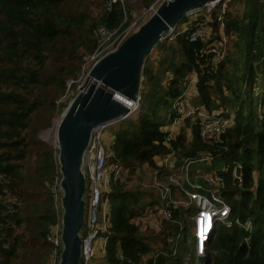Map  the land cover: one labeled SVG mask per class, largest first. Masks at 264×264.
<instances>
[{"label": "trees", "instance_id": "1", "mask_svg": "<svg viewBox=\"0 0 264 264\" xmlns=\"http://www.w3.org/2000/svg\"><path fill=\"white\" fill-rule=\"evenodd\" d=\"M105 3L0 0V264H46L49 258L47 238L61 216L49 188L59 173L57 151L38 134L67 109L69 103L59 101L67 82H76L84 59L97 49L98 28L110 32L128 27L125 5L108 12ZM180 23L153 48L157 56L150 57L152 51L146 56L137 111L109 128V163L123 166L128 174L112 182L103 196L109 206L104 264H264V0H220L209 15L188 21L182 17ZM198 27L209 30L207 41L190 40ZM224 40L225 56L215 62L208 49ZM192 74L197 79L192 104L231 120L218 141L205 142L199 125L189 126L186 119L190 141L182 133L172 142L180 147L174 156L191 162L189 169L204 156L211 158L205 163L218 159L225 164L210 175L221 180L217 195L229 217L215 223L208 254L199 261L193 246L184 252L174 245L177 238L186 242L191 237L194 206L171 207L170 221H163L159 232L144 233L133 220L152 204L144 200L152 192H142L140 182L127 188L144 164L157 180L175 174L158 168L154 159L170 154L164 143L169 132L161 128L178 119L172 107ZM169 189L172 202L187 201L177 187Z\"/></svg>", "mask_w": 264, "mask_h": 264}, {"label": "built area", "instance_id": "2", "mask_svg": "<svg viewBox=\"0 0 264 264\" xmlns=\"http://www.w3.org/2000/svg\"><path fill=\"white\" fill-rule=\"evenodd\" d=\"M171 0H157L153 5L148 8V11L144 13V15H152L156 12L158 7L164 3ZM125 0H106L105 7L108 12L112 11L114 6H121L124 10ZM216 2L208 3L204 6L191 9L184 13L183 18L188 20H193L200 15L207 16L209 15L211 9L216 5ZM135 25V23H134ZM187 28H184L186 30ZM176 30V26L169 28L168 32L163 36L162 40L165 36L171 35ZM131 33L130 28H126L123 30H112L108 32L104 27H99L97 30L98 39L106 38V42H109L108 48L112 47L116 44V47L106 53H103L104 50H99L102 48L101 45H98V49L91 56V61L95 64L99 59L103 56L113 52L116 50L122 42L129 37ZM119 35V36H118ZM118 36V38H117ZM209 37V30H202L201 27H198L195 31H193L190 35V40L195 41L197 39L207 41ZM105 42V43H106ZM213 54V59L218 62L224 57L223 52L218 51V47L216 45L210 46L208 49V54ZM197 81V79H196ZM195 81V82H196ZM124 98V97H123ZM122 99V97H121ZM129 103V106L125 107L127 109L126 118L132 114H134L138 109V100L136 102L125 98ZM173 111L178 114V119L184 121L186 119L190 120L193 123H197L200 129V137L205 142H209L210 140H214L219 138L221 134L225 132L230 127L231 120L228 118L222 117L219 112L207 113L202 107L193 105L189 102L187 98L178 99L173 107ZM117 123V122H116ZM115 123H109L102 126L97 127L92 134L89 145L85 150L84 159H83V174L85 178V192L83 196L84 204H85V214L83 220V226L81 232L79 234L81 240L80 246V259L79 264H92L94 259H97L96 256V247L98 244L105 243L104 234L107 233L109 222L107 219V213L104 212L103 204H106L103 196L108 192L109 187L112 182H116L117 180H121L128 174V170L120 165H112L109 163L108 158L110 157L108 146L103 140V136L105 131L109 129L111 125ZM173 124V123H172ZM170 132V131H168ZM211 160L210 157L204 156L197 162H209ZM155 165L160 169L168 170L170 172H174L175 174L168 176L167 181L169 185L164 188V196L161 198L160 203L166 204V207L160 212V216L163 220L168 221L170 219V208L173 207H184L183 202L171 201L168 198L169 194V186H174L179 189L180 192H183L187 199L186 204L184 205H193L195 209V215L192 219V227H191V237H192V246H193V254L194 258L197 261L201 260L208 254V250L206 249L207 243L209 241L210 235L214 229V225L216 222L226 221L229 217V208L223 203V201L218 197L217 190H213L209 192L210 199H207L205 196H201L199 194H193V191H188L184 185H189L183 182V186L178 179L180 176H186V171H189L190 163L187 160L178 161L177 158H174V154L170 153L164 157H156L154 159ZM178 166V168H177ZM180 169V170H176ZM188 169V170H187ZM59 173V171H58ZM179 176V177H178ZM189 176V175H187ZM186 176V177H187ZM213 177H217L216 175H210L208 183H213ZM218 178V177H217ZM61 175L60 173L56 176L52 182V185L49 188L50 195L54 202L62 198V190L60 188ZM219 184V183H218ZM190 187V185H189ZM191 188V187H190ZM162 201V202H161ZM57 204V203H56ZM181 204V206L179 205ZM195 204L198 205V208L195 207ZM175 205V206H172ZM203 205L205 206L203 208ZM61 206V203L60 205ZM167 206L169 211L167 210ZM210 211L212 214V220L207 219L206 227H204L202 232V219L204 212ZM61 219L59 222L51 227L49 236L47 238V243L50 247L49 253V264H57L59 261V255L62 250V242H61ZM250 223L248 222L245 225V230L249 231ZM104 246L101 247L100 252L104 254ZM185 260V259H184ZM188 262L190 261V257L187 256ZM185 262V263H188Z\"/></svg>", "mask_w": 264, "mask_h": 264}, {"label": "water", "instance_id": "3", "mask_svg": "<svg viewBox=\"0 0 264 264\" xmlns=\"http://www.w3.org/2000/svg\"><path fill=\"white\" fill-rule=\"evenodd\" d=\"M220 0H171L162 3L136 31L113 52L103 56L88 73L89 84L72 99L56 130L57 163L61 175V242L57 264H79L85 214V150L93 131L121 122L127 109L121 97L136 102L146 56L169 28L177 26L185 12Z\"/></svg>", "mask_w": 264, "mask_h": 264}, {"label": "rangeland", "instance_id": "4", "mask_svg": "<svg viewBox=\"0 0 264 264\" xmlns=\"http://www.w3.org/2000/svg\"><path fill=\"white\" fill-rule=\"evenodd\" d=\"M156 1L157 0H126L125 7H126L127 16L125 19V16L123 15V19H125L126 20L125 23L128 24L127 28H130V30H131L130 35L134 31H136L138 29V27L141 24H143L150 17V15H144V13L147 12L148 8L151 5H153ZM128 12H129V14H128ZM134 23H135V25H134ZM180 26H181V23L178 24V28ZM202 26L205 27V24L203 23ZM118 36H117V38H118ZM106 40L107 39L105 37L102 39H99V45L102 46V48H99V50H104V49L108 48L109 46H111V45H108L109 42H106ZM216 45L218 47V51L223 52L224 56H225L224 47L226 45V40H224V42H222L221 44L217 43ZM115 47H116V44H114L112 47L106 49L103 53H106V52L114 49ZM97 49H98V47H97ZM96 50H95V52H96ZM91 56L84 59L81 74L79 75L76 82H73V81L67 82L66 95L59 101V103H69L70 104V102L77 95V93H79L82 89H84V87L87 84H89L88 73H89L90 69L92 68V66L94 65V63L91 61ZM153 56H157L156 51L151 52L150 57H153ZM188 85H189V83H188ZM188 85H187V87H188ZM73 86L75 87L74 89H73ZM195 90H196V88H195ZM183 98H187L186 95L183 94ZM193 99H196V97H194ZM192 101L189 98V102L192 103ZM234 106H235L234 104H231V107L229 109L233 110ZM217 112H219V111H217ZM219 113H221V112H219ZM225 113H227V111ZM132 115H130V116H132ZM61 116H62V114L52 121V126L50 129L45 130V131H41L38 134V137L41 141H43L44 143H46L48 146L52 147L56 151H57L56 130H57L58 123L61 119ZM130 116H128V117H130ZM164 123H166V122H164ZM188 125L192 126L193 122L189 121ZM189 126H185L184 121L175 120L173 122V124L164 125L161 128L162 132L170 131L168 133V137H166V139L164 141V143L166 144V147L170 153H174V155H175L177 153V150H179L180 147L176 149L174 146H172V142L175 143L176 139L178 138V136L180 134L184 133L187 142L190 141L192 135L190 133ZM112 133H113L112 130L108 129L105 131V134L103 136V140L106 143V146H108V149H109V146L113 140ZM216 141H218V138H216L214 140H210V142H216ZM109 154H111V153H109ZM174 158H175V156H174ZM56 160H57V152H56ZM109 160H110V157L108 158V161ZM156 166H158V165H156ZM224 166H225L224 161L218 160V159H215V161L212 164H208L205 162H195L191 165V168L189 169L190 171H186V176L187 175H189V176L183 177V175H179L180 177L178 176L179 177L178 179L180 180V183L182 186H183V182H185L186 184L188 183L191 187V190H193V192H194L193 194H198L197 192L199 191L200 194L208 197L209 192H212L213 190H219V188L222 187L221 180L217 177L212 178L213 183L207 182V180H209V178H210V174H212L215 169L220 170V171L223 170ZM175 169L177 171L180 170L177 168H175ZM154 177H155V172H153L151 170V168L148 167L147 164H144L143 167L140 170H138L133 175V177H130L129 181H127L128 182L127 188H129V189H134V186L140 182L138 185H140V190L142 192L147 193L149 195L152 192V197L149 200L144 199L146 204H149V202L152 204H150L149 206L146 207L145 213H143L142 216H139L138 218L133 220L134 224H136L139 227V229L144 233L146 231L147 232L148 231L159 232V229L163 224L162 222L165 221L161 218L160 212L166 207V204L160 203V200H162L161 198L164 196V190L163 189L166 188L169 185V183H168V181L157 180ZM255 177H256V174H255ZM201 180L207 182L206 186L199 184V182ZM200 187H202V188H200ZM178 196H179V194L177 195V197ZM177 202H183V204H182L184 206L183 208H189L190 207L189 205H187V206L184 205V204H186L187 201H177ZM56 203H55L56 210H57L58 215L60 216L62 214V209H61V206H59L60 205L59 200L56 201ZM179 205L181 206V204H179ZM172 206H175V205H172ZM103 207H104V212L108 213V211H109L108 204H103ZM195 207L198 208V205L195 204ZM204 207L205 206L203 205V208ZM181 208L182 207H180V209ZM167 210L169 211L168 206H167ZM192 212H193V210H192ZM211 215L212 214L210 211L204 212L202 221H205V218L208 219ZM60 218H61V216H60ZM168 221H170V219ZM190 222L189 223L187 222L189 224V226H190ZM179 223L181 224L182 229H183V227H186L185 226L186 222H184V224H182L183 222H179ZM189 231H190V229H189ZM103 244H105V243L103 242ZM174 245L178 246L184 252H186L192 246V237H189V239H187L186 242H184L181 239V237L177 238L175 240ZM49 253H50V250H49ZM103 256H104V254L100 252V249H98V251H97V257L98 258L94 259L92 264H104ZM184 259H185L184 262H188L187 257H185ZM46 264H49V258L47 259Z\"/></svg>", "mask_w": 264, "mask_h": 264}, {"label": "crops", "instance_id": "5", "mask_svg": "<svg viewBox=\"0 0 264 264\" xmlns=\"http://www.w3.org/2000/svg\"><path fill=\"white\" fill-rule=\"evenodd\" d=\"M125 2H126V0H125ZM125 5V4H124ZM196 77H195V75L194 74H192V75H190L189 77H188V83H189V85H188V87H187V89H186V91H185V93H184V95H186V97H187V99H189L190 98V100L192 101V100H194L193 98L194 97H196V94H197V91L195 90V84H196ZM189 97V98H188ZM178 121H181V120H178ZM102 246H104V244H98L97 245V247H96V256H97V251H98V249H100L101 250V247Z\"/></svg>", "mask_w": 264, "mask_h": 264}, {"label": "bare ground", "instance_id": "6", "mask_svg": "<svg viewBox=\"0 0 264 264\" xmlns=\"http://www.w3.org/2000/svg\"><path fill=\"white\" fill-rule=\"evenodd\" d=\"M91 82V81H90ZM89 82V83H90ZM92 83V82H91ZM119 103L121 104V105H123V106H125V107H127V106H129V102L125 99V98H123L122 97V99L119 101ZM212 216V215H211ZM209 217V220L211 221L212 220V217ZM207 221V220H206ZM206 221H202V232H203V229H204V227H206V224H207V222Z\"/></svg>", "mask_w": 264, "mask_h": 264}]
</instances>
